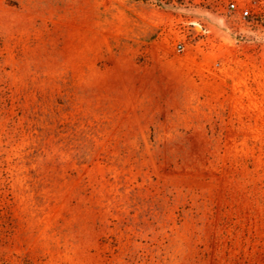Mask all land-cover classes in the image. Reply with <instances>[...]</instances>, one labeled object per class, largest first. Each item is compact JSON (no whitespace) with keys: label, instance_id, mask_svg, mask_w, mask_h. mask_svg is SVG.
<instances>
[{"label":"rangeland","instance_id":"obj_1","mask_svg":"<svg viewBox=\"0 0 264 264\" xmlns=\"http://www.w3.org/2000/svg\"><path fill=\"white\" fill-rule=\"evenodd\" d=\"M0 264H264V0H0Z\"/></svg>","mask_w":264,"mask_h":264},{"label":"built area","instance_id":"obj_2","mask_svg":"<svg viewBox=\"0 0 264 264\" xmlns=\"http://www.w3.org/2000/svg\"><path fill=\"white\" fill-rule=\"evenodd\" d=\"M230 6H231L233 9H236V6H235L234 3H231ZM242 13H243V16H244V17L249 16V10H244ZM177 49H178V51H180V52L184 50V48H183V46H182L181 44H179V45L177 46Z\"/></svg>","mask_w":264,"mask_h":264}]
</instances>
